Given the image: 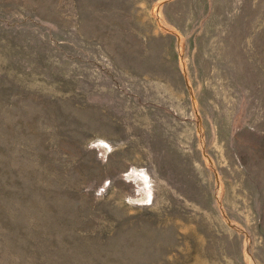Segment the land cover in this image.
<instances>
[{
	"label": "rangeland",
	"instance_id": "obj_1",
	"mask_svg": "<svg viewBox=\"0 0 264 264\" xmlns=\"http://www.w3.org/2000/svg\"><path fill=\"white\" fill-rule=\"evenodd\" d=\"M0 264H264V0H0Z\"/></svg>",
	"mask_w": 264,
	"mask_h": 264
}]
</instances>
